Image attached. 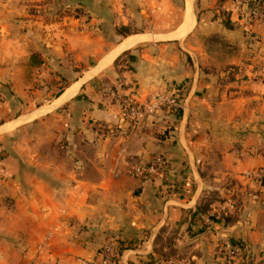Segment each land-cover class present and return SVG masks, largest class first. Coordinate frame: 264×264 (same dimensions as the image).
I'll list each match as a JSON object with an SVG mask.
<instances>
[{"label":"crops","instance_id":"0c3cea01","mask_svg":"<svg viewBox=\"0 0 264 264\" xmlns=\"http://www.w3.org/2000/svg\"><path fill=\"white\" fill-rule=\"evenodd\" d=\"M256 1L0 0V78L12 90L0 110L15 115L0 122V140L15 136L0 151V264H93L111 240L120 264H264V195L233 222L215 203L197 208L207 151L223 153L216 172L264 166L246 152L264 136ZM82 60L95 62L68 72ZM115 87L141 100L176 93L181 106L131 123L106 96ZM155 153L169 160L165 178L130 173ZM159 234H173L175 255L160 256ZM227 239L245 242L242 259L226 261Z\"/></svg>","mask_w":264,"mask_h":264},{"label":"rangeland","instance_id":"374dc122","mask_svg":"<svg viewBox=\"0 0 264 264\" xmlns=\"http://www.w3.org/2000/svg\"><path fill=\"white\" fill-rule=\"evenodd\" d=\"M6 61V62H5ZM30 63V61H28ZM94 60H82L80 62L77 61H71L68 67V72H72V70H79L80 74L83 75L85 74V70L89 68L90 64H94ZM8 64V60H1L0 61V66ZM32 65H35L34 62H31ZM40 64V62H39ZM104 69H102L101 72H103ZM88 75L91 74V72L86 73ZM0 81L3 83L2 90H0V99H5L4 96H2V92L7 93L6 98L9 95L8 91L10 90V83L4 80V78H0ZM65 82H63L62 85H64ZM79 85V83H78ZM77 85V87H78ZM76 87V88H77ZM74 90V89H73ZM69 94V93H68ZM18 101V99L12 100L10 103L13 104L15 101ZM47 101L45 100H40L38 102H33L31 107L23 106V108L19 111L20 113L24 111H28L29 109L32 110V107L37 105L40 106L43 103H46ZM41 108V107H39ZM38 108V109H39ZM46 106L42 109H45ZM10 109V108H9ZM4 109L0 110V122L5 121L6 119L10 118L9 116H15L12 113L5 112ZM18 112V111H17ZM18 112V113H19ZM22 119V117L20 118ZM264 129V128H263ZM8 132L4 133V138L7 144H9V140H14L15 136H11L10 139L7 137ZM244 134L247 135L246 132H242L241 139L242 143L241 145L243 146L244 144H247V139L245 138ZM1 139V138H0ZM4 141L0 140V151H4ZM255 142V147L254 143L249 144L247 146L253 149V151H246L248 154H258V155H263L264 157V136L263 138L254 141ZM2 153V152H0ZM222 151L219 149H214L211 151L206 152V166L204 167V173L208 175V181L211 182V185L206 188L204 194H203V199H212L213 204L215 203L216 205L220 206V210L223 211H228L230 214H234L235 216L237 215L238 218L241 214V211H243V208L241 209V204L244 202V199H247L248 197H252L254 195L256 196H261L264 195V189H262V185L260 180L262 179V175L264 173L263 167H255V168H248L247 170H240L239 172H225V171H217L219 169V166L222 162ZM261 168V169H260ZM7 199V198H5ZM204 201V200H203ZM224 206V207H223ZM222 215V213H221Z\"/></svg>","mask_w":264,"mask_h":264},{"label":"built area","instance_id":"2783aa9c","mask_svg":"<svg viewBox=\"0 0 264 264\" xmlns=\"http://www.w3.org/2000/svg\"><path fill=\"white\" fill-rule=\"evenodd\" d=\"M249 24L264 20V2L256 1L249 13ZM112 103L117 105L123 115L131 123H137L145 116L153 114L159 108L167 106L178 108L181 106L179 95L169 92H158L151 95L146 100H141L134 90H121L119 88H110L106 95ZM169 160L163 153H155L150 159H139L132 163L130 173L138 178L155 177L165 178L167 175V166ZM223 256L227 262L238 261L246 254V244L243 240L232 242L224 240L222 244ZM119 250L114 241L106 242L102 248V254L99 260L93 264H120L118 259ZM181 264H188L181 262Z\"/></svg>","mask_w":264,"mask_h":264},{"label":"trees","instance_id":"16d2710c","mask_svg":"<svg viewBox=\"0 0 264 264\" xmlns=\"http://www.w3.org/2000/svg\"><path fill=\"white\" fill-rule=\"evenodd\" d=\"M226 24H228V25L231 24L230 23V19H228L226 21ZM119 30L121 32H130L129 31L130 30L129 27H127V26H123ZM219 40H221V39L219 38ZM222 42L225 43V41H222ZM33 61L34 62L35 61L38 62L35 59H33ZM232 66L235 67V68H237L236 65H232ZM263 170H264V166H263ZM260 182H261V184L264 185V173L262 175V179L260 180ZM212 204H213V200L212 199H208V200L207 199H203V196H202L201 199H200V202L198 203L197 208H198V210H199L200 213L208 212L212 208ZM222 216L224 217V219L227 222H233V221H235L238 218L237 215L235 216L233 213L232 214L231 213L229 214L228 211H223L222 212ZM157 240H158V243L160 242L159 243L160 246H158V247L156 246V250L160 254V256L166 258V257L172 256V255H175L177 253V247L174 244V236H173V234L167 235L166 237H163L162 235L159 234L156 237V242H157ZM164 244H166L168 246V250L167 251H164V249H163L164 248L163 247ZM119 252H120V249H119ZM190 264H193V262L192 263L190 262Z\"/></svg>","mask_w":264,"mask_h":264}]
</instances>
